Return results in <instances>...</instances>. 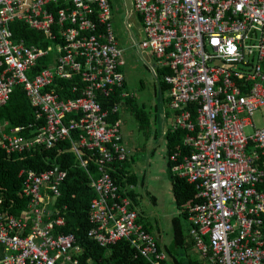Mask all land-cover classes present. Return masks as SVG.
Returning <instances> with one entry per match:
<instances>
[{"label":"built area","instance_id":"2783aa9c","mask_svg":"<svg viewBox=\"0 0 264 264\" xmlns=\"http://www.w3.org/2000/svg\"><path fill=\"white\" fill-rule=\"evenodd\" d=\"M131 1L145 25L140 50L155 57V69L169 70L163 137L185 134L186 152L168 161L198 193L189 206L198 255L205 264H264V0ZM110 17L109 0H0V109L21 87L41 125L0 126V147L22 155L70 141L97 195L89 237L104 248L128 241L151 264H168L166 248L141 221L131 183L111 176L131 152L122 124L111 121L122 103L103 106L118 91L129 97ZM17 23L53 43L28 46L15 38ZM22 174L30 206L20 218L0 214V244L9 254L0 264H81L76 236L54 233L67 221L54 220L49 207L68 173L55 166Z\"/></svg>","mask_w":264,"mask_h":264},{"label":"trees","instance_id":"16d2710c","mask_svg":"<svg viewBox=\"0 0 264 264\" xmlns=\"http://www.w3.org/2000/svg\"><path fill=\"white\" fill-rule=\"evenodd\" d=\"M14 31L17 32V37L15 38L18 40L24 39L28 46L39 45L48 47L53 43L48 42L44 35L20 23L14 25ZM46 63V60H42L38 66V71L42 70ZM166 74H169V70L164 69L162 73L156 75L160 79V77ZM57 86L68 87L69 85H61L57 81L55 87ZM160 89L163 93H168L170 90L165 81L163 84H160ZM123 101L124 98L120 96V92L118 91L112 100L104 101L103 106L107 109L115 102L122 103ZM138 116L142 122V127L145 128L147 126L146 120L141 114ZM115 120H119L118 115L111 116V121ZM8 122L10 123V127L29 126L30 124L41 126L37 123L38 115L36 108L32 106L25 90L21 87L15 89L8 105L0 109V126ZM25 135L32 136V133L28 131ZM184 137L185 134L183 132L167 136L166 147L168 156L174 151L184 149ZM183 152H186V150L184 149ZM85 153L87 154L84 156V159L89 161V170L94 176H97L95 159L88 155V152L85 151ZM55 166H61L68 173V177L62 185L61 197L55 201L53 200V204L49 206L54 211L52 217L54 220L64 217L67 221L64 227H56L54 233L74 234L76 236L77 244L83 250L80 257L81 264H151L128 241L119 242L111 248H104L89 237V232L93 228L90 221L91 205L97 195L90 188L88 176L80 165L76 154L72 152L70 141L60 143L52 150L40 149L22 155H8L0 147V214L20 218L23 213L29 210L30 200L22 195L26 180L25 174H22L23 171L35 170L41 173L49 171ZM124 167V163H115L113 165L116 172H111V176L116 184L124 186L127 185L126 183L138 184L139 178L137 175H132L129 171L127 172ZM168 169L171 171L173 193L181 215L173 221L175 243L172 249L166 248V250L173 264H183L174 255L179 250H184L186 253L194 250V243L186 235L184 223L190 221L191 218L189 206L199 203L197 200L198 193L194 185L175 176L170 162ZM131 195L135 200L137 199L134 192ZM145 227L150 232L149 228ZM189 264L204 263L190 261Z\"/></svg>","mask_w":264,"mask_h":264},{"label":"rangeland","instance_id":"374dc122","mask_svg":"<svg viewBox=\"0 0 264 264\" xmlns=\"http://www.w3.org/2000/svg\"><path fill=\"white\" fill-rule=\"evenodd\" d=\"M111 4L110 21L112 32L116 42L124 51L126 65L123 70L126 76L124 92L129 96L119 106L118 118L122 124V133L125 138L124 144L131 151V158L124 164L125 170L131 173H138L146 176L139 178L138 185L134 191L137 194L138 210L142 215L143 222L151 228L156 237L159 231L163 230L166 237L165 245L172 249L174 232L172 218L180 215L173 193V181L171 171L167 167V147L164 141L160 140L164 113H170V106L167 101V93H163L160 84L164 83V76L157 78L158 73L164 71L161 65L155 69L157 64L155 57L147 50H140L139 45L146 38L145 25L138 13L132 11V16L127 17V9L124 0H109ZM56 65V60L51 61ZM139 114L146 120L147 126L142 127ZM256 123L259 122V115L255 116ZM158 118V122L156 120ZM169 125L167 122L166 128ZM158 132V134H157ZM247 133L250 135L251 130ZM156 190V191H155ZM158 191V192H157ZM153 194L158 197L154 201ZM49 202V206L52 205ZM191 224L184 223V230L191 242ZM175 258L180 263L189 264L190 261L205 262L198 255L195 249L188 253L179 250ZM168 264H173L169 259Z\"/></svg>","mask_w":264,"mask_h":264},{"label":"crops","instance_id":"0c3cea01","mask_svg":"<svg viewBox=\"0 0 264 264\" xmlns=\"http://www.w3.org/2000/svg\"><path fill=\"white\" fill-rule=\"evenodd\" d=\"M156 120H157V122H158V118H156ZM166 125H167V123H165L164 122V120H163V124H162V132H161V136H160V140H162V141H164L165 142V144H166V138H164L163 137V131H164V129L166 128ZM157 134H158V132H157ZM167 146V145H166ZM131 152V151H130ZM132 156H131V154H130V158H131ZM168 154H167V156H166V161H167V167H168V164H169V161H168ZM125 168V167H124ZM126 169V168H125ZM127 172L129 171V170H126ZM140 172H142V174L143 175H140V174H138V173H131L130 171H129V173H131L132 175H137V177L138 178H143L142 180H143V182H145V180H146V176H145V173L143 172V171H140ZM139 181H140V179H138ZM136 185H138V184H134V183H131V191H132V193L134 192L135 193V195L137 196V194H136V192L134 191V188H135V186ZM156 191V190H155ZM158 192V191H157ZM138 197V196H137ZM153 197H154V201L157 203L158 202V197L155 195V194H153ZM136 204H137V199H136ZM177 205V204H176ZM137 207H138V205H137ZM180 215H181V213H180ZM180 215H178V216H175V217H173L172 218V225H173V221H174V219H176V218H178ZM140 217H141V221H142V223L145 225V226H147L148 227V225H146L144 222H143V219H142V215L140 214ZM190 224H191V218H190ZM191 227H192V224H191ZM149 228V230H150V232L156 237V235L153 233V231L151 230V228L150 227H148ZM191 229V228H190ZM173 232H174V226H173ZM189 232H190V230H189ZM157 238V240H158V242L160 243V245L162 246V247H165V248H167V249H169L168 248V246L167 245H165V241H166V237H165V235H164V231L163 230H161V231H159V236L158 237H156ZM7 256H9V254H8V252L6 251V248L3 246V245H1L0 244V259L1 260H3V259H5Z\"/></svg>","mask_w":264,"mask_h":264},{"label":"water","instance_id":"95a60500","mask_svg":"<svg viewBox=\"0 0 264 264\" xmlns=\"http://www.w3.org/2000/svg\"><path fill=\"white\" fill-rule=\"evenodd\" d=\"M124 1H125L126 9H127V17L130 18L132 16L131 14L133 11L132 1L131 0H124Z\"/></svg>","mask_w":264,"mask_h":264}]
</instances>
